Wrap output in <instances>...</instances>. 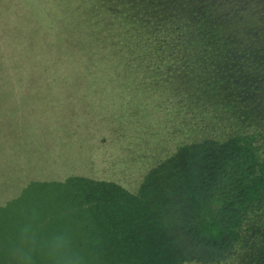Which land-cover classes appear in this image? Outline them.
I'll return each mask as SVG.
<instances>
[{
	"label": "trees",
	"instance_id": "obj_1",
	"mask_svg": "<svg viewBox=\"0 0 264 264\" xmlns=\"http://www.w3.org/2000/svg\"><path fill=\"white\" fill-rule=\"evenodd\" d=\"M211 1L0 0V264L32 208L91 264L264 261V41Z\"/></svg>",
	"mask_w": 264,
	"mask_h": 264
},
{
	"label": "clouds",
	"instance_id": "obj_2",
	"mask_svg": "<svg viewBox=\"0 0 264 264\" xmlns=\"http://www.w3.org/2000/svg\"><path fill=\"white\" fill-rule=\"evenodd\" d=\"M8 254L14 264H91L90 258L76 245L72 231L66 227L46 231L36 208L23 213L14 226Z\"/></svg>",
	"mask_w": 264,
	"mask_h": 264
},
{
	"label": "rangeland",
	"instance_id": "obj_3",
	"mask_svg": "<svg viewBox=\"0 0 264 264\" xmlns=\"http://www.w3.org/2000/svg\"><path fill=\"white\" fill-rule=\"evenodd\" d=\"M72 1V4L73 5H71V7L72 8H75L76 9V12L78 13V14H81L82 13V8L80 7V3H81V0H71ZM98 0H82V3L83 4H85V5H87L88 6V11H89V13H91V12H93V17H96L97 16V13L96 12H98L99 10H98V8L95 6V3L97 2ZM244 2L245 3H247L248 4V6H247V8H246V10L244 11V13H245V19L248 21H251V23H253L254 21H255V23H257V25H255L256 26V28L252 31V32H254V34H252L253 36H255L253 39H254V41L256 42V43H261V42H263L264 41V24L262 25V22L263 21H260V24H259V21H258V19H260L259 18V15L261 14V13H263L264 12V0H232L231 2H230V4L232 5V6H235V7H237L238 5H240V4H243L244 5ZM208 3L209 4H211L210 6H213L214 5V3L215 2H212L211 0H208ZM258 15V16H257ZM257 16V17H256ZM250 32V31H249ZM249 33H245V34H243V35H240L241 37H243L244 39H246L247 38V35H248ZM206 72V77H213L214 79H216V77H214V75H215V72H213V67H212V64H210V65H208V70H206L205 71ZM213 89H216V90H213ZM212 90H211V92L213 93V92H217L218 94H223V91H222V89H219V87H215V88H213ZM263 103V102H262ZM226 108L227 107H229V104L227 103L226 104V106H225ZM247 108H249V106H247V107H245L244 109L246 110ZM251 108V107H250ZM260 118H264L263 116H260ZM231 120V119H230ZM234 121H236L237 123H238V125H240V126H244V125H247V124H249L251 121H252V118H250V117H247V116H244V117H242L241 116V118H236V119H233ZM258 120H260L259 118H256V121H258ZM262 120V119H261ZM114 141L115 140H110L109 142V144L111 145H113L114 144ZM176 144V143H175ZM163 147H164V149H163V151L164 152H167L168 151V148L170 147V143H169V141L168 142H166V143H163V145H162ZM173 146V145H172ZM175 148H177L176 147V145L174 146ZM165 154V153H164ZM118 161H119V159L118 158H116L115 160H114V169L115 170H119V172H118V175L119 176H123V175H129V178H131V182H132V180L134 181V183L132 184L131 182H129L130 183V185L133 187V189L135 188H137V190H136V192H138L139 191V189H140V187H141V180H139V178H140V175H139V173H137V171L136 170H132L131 169V171H130V174L129 173H127V172H124V171H120V166H119V164H117L118 163ZM117 167H119V169L117 168ZM113 168H111V169H109V171L111 170V172H116L115 170H114ZM121 176V177H122ZM141 179V178H140ZM125 180H127V178L125 177ZM139 180V182H138V184H137V181ZM128 181V180H127ZM135 184V185H134ZM137 185V186H136ZM254 256H256L255 254H254ZM246 259H248L249 260V257L248 258H246ZM247 264H264V261H262V262H258V259H256V258H253V260H249L248 262H247Z\"/></svg>",
	"mask_w": 264,
	"mask_h": 264
}]
</instances>
